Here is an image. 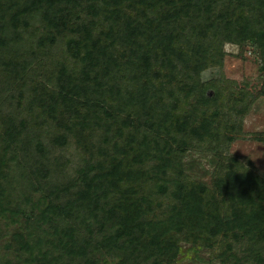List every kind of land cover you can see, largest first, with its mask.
Wrapping results in <instances>:
<instances>
[{
	"label": "trees",
	"instance_id": "trees-1",
	"mask_svg": "<svg viewBox=\"0 0 264 264\" xmlns=\"http://www.w3.org/2000/svg\"><path fill=\"white\" fill-rule=\"evenodd\" d=\"M35 24L46 31L39 48L64 41L67 54L86 66L83 78L69 75L66 86H34L22 106L6 87L25 83L29 63L11 50L21 31ZM211 30L217 40L244 39L264 49V0H0V105L17 100L21 107L18 123L0 120L6 134L1 164L11 155L29 160L37 207L46 205L41 220L50 228L36 242L16 238L27 264H88L94 262L92 243L94 253L110 251L123 262L175 264L182 243L220 237L248 243L241 258L225 252L233 264H264V178L248 170L252 163L245 167L221 154L225 163L214 170L211 185L189 178L181 166L191 139L215 137L207 119L176 116L174 90L189 62L196 74L204 70ZM57 114L77 118L76 128H65L80 137L75 144L88 156L69 180L47 166L41 154L49 153L48 142L29 140L44 116L49 125ZM69 137L56 135L52 145L57 139L67 147ZM0 208L6 209L1 200ZM156 211L163 218L152 219Z\"/></svg>",
	"mask_w": 264,
	"mask_h": 264
},
{
	"label": "rangeland",
	"instance_id": "rangeland-1",
	"mask_svg": "<svg viewBox=\"0 0 264 264\" xmlns=\"http://www.w3.org/2000/svg\"><path fill=\"white\" fill-rule=\"evenodd\" d=\"M42 27L40 24H35L29 30H22V37H19L17 42L13 40L16 47L14 46L11 51L16 60L29 63L28 68H25L26 72H29L25 74V83L8 85L6 88L17 99L21 97L22 106L27 105L31 100L34 86L39 84L51 86L59 82L66 86L69 84L67 79L69 75L73 79L83 78V67L86 64L67 54L64 41L52 49L48 48L50 45L47 42L45 44L48 47L37 46L38 40L46 34ZM9 34L8 37L13 36L12 32ZM207 34L208 39L205 42L207 45L212 43V49L202 73L196 74L193 70L194 65L189 62L188 68H181V72L177 74L181 84L174 85L179 97L178 110L175 112L176 116L182 118L207 119L215 137L213 139L205 137L203 140L191 139L190 149L186 155H183L181 166L189 178L211 185L214 170L225 163L220 159V155L224 154L225 158H237L245 167L249 166L248 162L252 163L248 170H252L256 176L263 179L264 49L254 47L244 39H239V43L217 40L213 36V30ZM195 42L196 40L191 37L189 46L192 47ZM186 52L191 53L190 49H186ZM157 84L159 81L156 80L155 85ZM180 85L181 88L185 86L186 90L179 92ZM111 95L114 99L118 97L116 92ZM107 96L109 97V93ZM208 96L211 99H208ZM16 101L10 106V102L0 105V120L10 117L15 118V123H18L19 119L15 114L17 115V109L21 110V107H18ZM13 109H16L14 113H12ZM215 112L218 113L217 116L214 115ZM27 113L28 111H23V114ZM121 116L125 117V114L122 113ZM56 118L57 121L47 125L49 120L44 116L41 130H36L37 134L32 133L29 140L32 145L37 144L41 139V142L46 140L48 145L45 149H48L49 153L41 155L49 158L46 162L47 166L54 172L69 174V180L73 177L72 174H75L74 171L84 164L83 159L88 156L83 155L81 148L75 144L80 137L65 128L66 125L69 128H76L79 122L77 118L68 116L66 119V116L60 114H57ZM3 133L4 130L1 128L0 147L4 146L3 140L6 138V134ZM62 133L70 134L69 145L61 146L59 140L55 139L57 146H53L52 138ZM227 138H232V141L225 142ZM21 155L24 153L21 152ZM7 159L8 161L6 160L2 165V152H0V200L6 208L4 212L0 208V264H27L25 258L27 259L28 256L24 252L22 254L19 252L16 238L30 237L36 242L39 233L42 236L49 233L50 228L41 220L46 205L37 207L39 197L34 195L33 182L26 171L29 160L22 156L14 158L13 155ZM161 200L165 207L166 200ZM161 217L163 218L162 211H156L151 215L154 220ZM43 230H46L45 233ZM225 238L220 237L197 244L182 243L181 254L175 264H233L234 257L226 256L225 252L234 253L238 258L248 255L245 251L248 243H243L242 247L240 244L237 245L245 240ZM91 246L90 255L94 262L88 264H134L133 261L123 262L117 256L112 257L110 251L102 250L94 253L93 243ZM228 248H231V251H228ZM58 255L60 254L55 251L54 256ZM59 264L86 263L63 259Z\"/></svg>",
	"mask_w": 264,
	"mask_h": 264
}]
</instances>
